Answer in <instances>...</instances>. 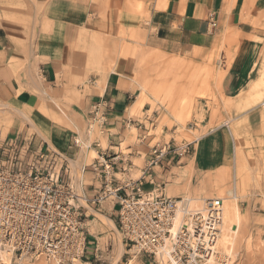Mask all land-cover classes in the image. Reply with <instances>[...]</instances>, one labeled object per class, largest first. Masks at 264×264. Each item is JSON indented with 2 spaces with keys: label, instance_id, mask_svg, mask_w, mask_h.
Segmentation results:
<instances>
[{
  "label": "crops",
  "instance_id": "obj_1",
  "mask_svg": "<svg viewBox=\"0 0 264 264\" xmlns=\"http://www.w3.org/2000/svg\"><path fill=\"white\" fill-rule=\"evenodd\" d=\"M36 2L39 14L31 15L35 18L27 38L16 26L0 24V106L13 117L0 143L18 139L29 142L35 151L58 152L64 160L62 176L71 180L75 164L82 168L86 163L82 145L89 108L101 104L105 124L91 146L97 157L104 153L113 159L117 173L134 178L150 158L149 151L142 155L135 147L148 149L152 140L149 136L140 139V132H148L146 123L152 124L145 115L147 104L141 105L143 118L131 114L139 97V59L146 52H157L200 63L223 48L219 54L229 60L219 86L221 106L228 101L227 108L237 115L193 141L186 148L188 155L169 154L149 168L142 190L150 191L152 183L167 196L183 197L201 187L208 190L212 180L236 161H264V109L258 106L264 88V0ZM138 2L142 4L140 12L133 8ZM211 21L215 28L210 27ZM119 26L127 36L125 47L138 52L112 56L111 63L100 60L101 47L93 41V34L109 33L111 45ZM130 34L140 43L129 40ZM75 80H88V84H74ZM54 100L60 101L65 113L57 110ZM130 126L138 132L136 142L131 141ZM234 137L240 144L239 155ZM82 173L81 192L91 194L99 187L98 175L89 169ZM85 177L88 184L82 183ZM106 212L116 226L112 218L116 207Z\"/></svg>",
  "mask_w": 264,
  "mask_h": 264
},
{
  "label": "built area",
  "instance_id": "obj_2",
  "mask_svg": "<svg viewBox=\"0 0 264 264\" xmlns=\"http://www.w3.org/2000/svg\"><path fill=\"white\" fill-rule=\"evenodd\" d=\"M210 27L216 23L211 21ZM104 124L102 105L93 104L88 131L102 134ZM187 147L153 146L136 180L115 178L113 159L100 153L89 166L100 188L87 196L78 195L62 176L64 160L58 152L35 151L18 139L0 143V264H7L1 260L5 256L8 264H74L86 247L84 204L93 208L105 201L116 207L122 242L136 258L149 264H209L217 252L222 198H173L152 183L150 191L142 190L149 168L169 154H185Z\"/></svg>",
  "mask_w": 264,
  "mask_h": 264
},
{
  "label": "rangeland",
  "instance_id": "obj_3",
  "mask_svg": "<svg viewBox=\"0 0 264 264\" xmlns=\"http://www.w3.org/2000/svg\"><path fill=\"white\" fill-rule=\"evenodd\" d=\"M39 8V3L36 0H0V24L8 22L12 26H16L21 32V36L27 38L30 22L35 18V15H31L34 13L39 14ZM133 8L134 11L140 12L142 4L138 2ZM114 33L116 38L112 40L116 42L113 41L111 45L109 33L93 34V41L101 47L100 60H109L111 63L113 59L110 57L112 56L135 54L138 52V49H128L125 47L124 41L127 36L121 26ZM128 39L135 43H140L139 38L135 35L132 36L130 34ZM221 51H223V48L213 51L210 57L202 60L200 63L177 56H165L157 52H146L139 59L138 100L142 102V106L145 103L147 104L146 110L149 111L145 115H148L152 120V124L146 123L148 132H140L141 137L149 136L152 137V140L148 149L145 147H135L139 153L143 155L146 151L150 152V149L155 145L168 143L171 147L185 145L190 147L193 141L237 115L235 110L226 107L227 104L223 103V106H221L222 97L219 96L220 90L216 87L213 80V75H215L216 71L222 72L229 60L227 57L226 60L221 58L219 54ZM182 63L184 66L180 69L179 65ZM109 67H112V64H109ZM73 82L77 84L78 80ZM83 83L87 85L88 80L79 82L78 84ZM262 83L264 84V81ZM259 98L258 106L263 108V87L261 88ZM58 99L64 100L62 97H58ZM53 102L58 107V111L65 113L64 108L60 105V101L54 100ZM141 108L131 113L134 118L144 117L140 113ZM42 111L45 112V109L42 108ZM12 118L11 113L0 106V140L4 138L5 130L12 123ZM87 125L88 119L83 131L86 136L85 141L88 143L81 139V141H84L82 154L86 158L84 166H88L85 172L88 169L90 170L89 166L97 158L96 152L93 149L95 147L91 146L95 140L94 135L97 133L95 131L89 132ZM164 129L165 131H163ZM130 135L131 141L136 142L138 132L133 126H130ZM236 141L238 140L236 139ZM77 142L81 143L79 140ZM101 147V150L106 149L104 143L101 144ZM240 152V144L238 145L237 142L236 154L239 155ZM188 153L186 152L183 156L188 155ZM134 164L140 166L138 161H135ZM116 165V163L113 165L115 178L119 180L128 179L124 174L117 173ZM140 171L131 179H138ZM234 177L236 179L238 217L236 222H233L231 225L232 250H228L229 245H223L222 236L220 235L219 251L232 256L231 264H264V161L259 163L254 159L247 158L243 162L236 161L231 168L226 169L212 180L208 190L201 187L187 193L186 196L222 198L223 210L227 214L232 206V200L229 197L232 194ZM82 178L83 173L76 163L74 168H72L71 183L78 195L85 194L89 196L90 194L81 192L80 182ZM85 178L82 183L88 184L87 177ZM99 188L100 183L97 190ZM233 188L235 187L233 186ZM105 202L108 203H102V208L87 207L84 204L86 215L84 223L87 234L86 248L83 256L74 264H128L131 259L133 260V257L132 264H149L144 260L136 258L129 252L128 247L124 246L125 244L122 242L117 226L114 225L115 228L106 226L104 217L107 218L106 211L112 208L113 203L111 201ZM112 218L116 220V215L112 216ZM222 226L220 229H222ZM120 242L123 245V252L117 259ZM87 249H90L88 253ZM91 249L94 250L91 251ZM35 263L36 261H29L23 264ZM40 264L46 263L40 261Z\"/></svg>",
  "mask_w": 264,
  "mask_h": 264
},
{
  "label": "bare ground",
  "instance_id": "obj_4",
  "mask_svg": "<svg viewBox=\"0 0 264 264\" xmlns=\"http://www.w3.org/2000/svg\"><path fill=\"white\" fill-rule=\"evenodd\" d=\"M218 55H217V57H218ZM183 66L184 65L182 63V64L179 65V68L182 69ZM224 74H225V70L223 69L222 72H220V71L217 72L216 71L215 75H213L214 76V79H213L214 83H215L216 87H218V89H219L220 83H221V81H222V79L224 77ZM261 79H262V81H264V72L262 74V78ZM221 97H223V96H221ZM226 100H227V98H226ZM226 102L228 103V101H226ZM227 103H225V105ZM141 105H142V102L140 100H136L134 102L133 106L131 107L132 108L131 113H134V112L138 111L142 107ZM228 105L229 104H227L226 107H228ZM233 135H234V133H233ZM234 138H235V149L234 150H235V153H237V141H236V137H234ZM232 185L235 187V188H233V186H232V194L229 197V199L232 200V202H231L232 206H231L230 210H228L227 214L224 213V210H223V218H222V225L223 226L221 225L222 229H220L221 230L220 231V235L222 236L223 245H226V246L229 245V247H228L229 251L232 250V238H231V235H230V231L232 232L231 225H232L233 222H236V219L238 217V208H237V205H236V202H237L236 179L233 181ZM185 197H187V196H185ZM104 218H105L106 226L111 227V228H115L113 222L110 219H108L106 217H104ZM220 235H219L218 242H217L216 255L211 259L209 264H231L232 256L230 254H224L223 252L219 251V249H220V245H219ZM119 244H120V246H119V249L117 251V259L121 256V254L123 252V245H121V242ZM1 260L8 264L9 261H10V258L5 256V257H1ZM133 260H134V257H133ZM133 260L131 259L128 264H132ZM25 262H29V260H25ZM25 262L17 263V264H23ZM35 264H40V261H36Z\"/></svg>",
  "mask_w": 264,
  "mask_h": 264
}]
</instances>
